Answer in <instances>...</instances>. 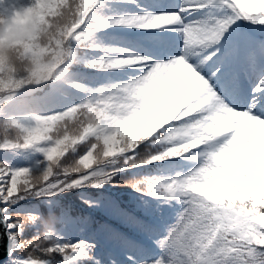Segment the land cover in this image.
I'll list each match as a JSON object with an SVG mask.
<instances>
[{
  "label": "trees",
  "instance_id": "obj_1",
  "mask_svg": "<svg viewBox=\"0 0 264 264\" xmlns=\"http://www.w3.org/2000/svg\"><path fill=\"white\" fill-rule=\"evenodd\" d=\"M34 4L38 22L31 27ZM94 12L91 0H9L0 8V167L11 177L3 209L19 230L10 233V252L32 254L35 264H100L105 258L136 264L156 255L152 240L168 230L176 210L160 184V167L170 162L177 168L175 157L188 151L189 164L197 156L191 149L172 154L167 139L175 129L190 128L164 117L151 126L142 104L113 86L119 71L104 49L93 47L96 40L72 39L70 30L82 31ZM19 19L24 33L11 28ZM235 23L264 37L262 25ZM67 72L84 75L78 80L84 89L51 120L36 115L15 126L9 108L49 92ZM243 238L239 256L264 264L259 245Z\"/></svg>",
  "mask_w": 264,
  "mask_h": 264
},
{
  "label": "rangeland",
  "instance_id": "obj_2",
  "mask_svg": "<svg viewBox=\"0 0 264 264\" xmlns=\"http://www.w3.org/2000/svg\"><path fill=\"white\" fill-rule=\"evenodd\" d=\"M5 1L0 0V8L4 5ZM147 1L148 0H91V2L95 4L94 14L88 19L82 32L73 28L70 30V33L72 34V39L77 42L88 43L89 41L96 40L95 48L102 47L105 51V59H109L119 71L117 72V77L112 82L113 86H115L127 100L142 104L143 109L141 113L145 115L148 123L153 126L165 117L172 99L176 96L174 93L171 95L168 91L167 93L161 94L163 98H156L153 95V89L151 86L161 79L162 73L166 72L168 74L165 79L171 81L170 87L176 92H179L182 89L195 91V86L191 85L187 88L184 83H181L184 79L181 71L182 69L179 67V73L177 74L179 75L178 78L177 75L174 74L175 68L169 66L167 68V65H159L158 67L153 68L143 80L139 78L148 64L155 63V58L145 52L136 53L133 52L132 49L127 48V44L132 43L135 39H139L140 37L135 34V27L127 24L118 25L115 24L114 21L133 16L146 15V12L142 10L147 9ZM178 1H182L183 3H178L177 6L187 4L188 10L194 8V10L190 11V14L183 16V22L186 25L215 22L217 19H225L226 16L231 15V11L226 8L223 0ZM163 2V0H157L155 3L156 7L164 8L165 4ZM217 4H219L218 8ZM206 6H209L210 9ZM205 8L207 9L202 12L200 16L193 19L192 15L200 13ZM161 13H163V11L160 13L153 12L151 14L157 15ZM166 13L170 14L169 12H164V14ZM37 22V7L34 4L31 9L29 24L33 27ZM136 28L142 27L137 26ZM107 31H112L113 33ZM167 31L170 33L172 32V29L168 27ZM176 32L177 35H179L177 37V42H182L183 38L180 35V31ZM241 33H245L251 37V41L248 43V48H246L245 45L239 47L236 42V38L239 37ZM96 34H99L100 37L94 39ZM208 35L207 31L203 29L200 31H193L191 34L190 50L194 51L189 54L188 57H195L200 61V64L198 65L200 71H203L211 65L212 69L209 76L212 77L213 73H216L215 76L217 80L213 83L215 86L224 88L226 92H229L232 87H237L240 90L245 89L240 98H237V96L234 98L237 100L245 99L251 92L252 84L257 83L260 77H264V39L258 38L247 28L240 27L238 24L233 23L223 34V38L218 45L210 46L208 48H200L201 42L205 41L208 38ZM230 39H233L234 41L230 42ZM258 47L262 50H257ZM216 48H219L217 55L210 61L201 63V61L205 60V57L209 56ZM181 52L184 55V46L181 48ZM179 53L175 54L174 59L181 57ZM162 54H165V52L159 53L161 59L159 62L165 61ZM139 57H142L144 61ZM233 57H235L234 61H232ZM217 58L221 60L213 65V59ZM225 60H228L226 64L224 63ZM217 69L220 71L217 72ZM232 74H234V80L231 79ZM241 74L242 76L240 77L239 75ZM82 77L85 76L77 73L63 74L59 77L57 86L47 94L40 96L34 101L22 105L19 108H9L11 115L14 117V125L16 126L17 123L22 122L27 123L33 120L36 115L45 116L51 120L56 110L68 105L70 99L75 96L78 89L77 82ZM213 84L210 85L213 86ZM109 123H111V121ZM173 133H175V135L167 141V145L172 149L173 155L191 149L194 153L197 151L198 156L195 160H192L191 164H187L185 157H187L188 151L185 154L186 156L175 157L177 168L170 163H164L160 167L162 172V178L160 181L162 189L171 192L173 202L176 205L173 219L168 228L169 231L173 228L178 229L181 223V218L185 214V209L189 207L180 196L179 193L181 191H186L191 187L198 185L202 180L208 183L213 181L220 183L234 180L246 181L249 178V173L258 177L259 173L256 169L261 166L259 155L261 148L258 147L257 151L252 154H249V152L246 151H234L233 153L225 155L223 159L215 164L214 170L207 166V156L205 155L207 146L214 143L212 133L197 131L191 128L186 131L176 129ZM217 135H219V133ZM238 135L241 137L240 144L242 145L249 138L261 137L264 136V133L254 127L249 128L248 125L245 124L242 126ZM196 141L200 142L199 147L196 146ZM201 144H203V146H201ZM7 175L8 171L0 167V198L2 202L4 200V190L7 183L5 177H7ZM192 207H195V203H193ZM3 211L5 212L4 209ZM249 211H251V209ZM16 223H9V226L11 225V228H9L10 233L15 230L19 231ZM257 227H259V225H257ZM238 230L241 232V238L250 235L246 228ZM251 235L252 237H255V234ZM29 241L31 243V240ZM29 241L25 242L26 245H30ZM238 249L237 247H229L223 250L220 255L225 261V264H247L239 256L241 251L239 252ZM156 254H159L157 249ZM100 264L118 263L114 260L105 258V260H101Z\"/></svg>",
  "mask_w": 264,
  "mask_h": 264
},
{
  "label": "clouds",
  "instance_id": "obj_3",
  "mask_svg": "<svg viewBox=\"0 0 264 264\" xmlns=\"http://www.w3.org/2000/svg\"><path fill=\"white\" fill-rule=\"evenodd\" d=\"M223 3L231 11L225 20L243 19L253 25L264 26V0H223ZM11 28L21 33L27 31L23 19ZM0 35H4V25H0ZM168 64L179 65L187 71L194 78L188 84H195V91L182 89L177 92L165 120L175 118L185 128L213 134L214 143L205 150L209 168L215 170V164L227 154L234 151L252 154L258 147L261 148V166L256 169L259 176L249 173L246 181L208 183L202 180L198 185L181 191L179 194L189 207L185 209L178 229H166L162 235L158 234L152 243L159 254L141 259L136 264H225L220 254L229 247L241 246L238 229L242 228H246L249 239L259 245L257 251L264 254V136L249 138L241 145L238 135L245 124L264 133V77L252 84L251 92L243 100L221 96L183 57L148 64L139 78L143 80L153 68ZM167 75L162 73L161 79L151 86L156 98H163L161 94L167 93L170 87L171 81L164 78ZM195 144L199 147L200 142ZM96 147L93 142L90 150ZM87 156L88 153H85L80 160H85ZM193 203L195 207H192ZM251 234L258 238L253 239ZM21 249L23 245L17 251ZM29 260L35 264L32 254L14 257L10 252L5 264H29Z\"/></svg>",
  "mask_w": 264,
  "mask_h": 264
},
{
  "label": "bare ground",
  "instance_id": "obj_4",
  "mask_svg": "<svg viewBox=\"0 0 264 264\" xmlns=\"http://www.w3.org/2000/svg\"><path fill=\"white\" fill-rule=\"evenodd\" d=\"M156 1L157 0H148L147 1L148 4L146 5L147 9H143L142 11H145L146 15L151 14L153 12L160 13L162 11H163V13H161V14H164V12H169V13L179 12L181 5L180 6H177V5H178V3H183L182 1L179 2L178 0H163L165 7L164 8L158 7L157 8L155 5ZM218 5L219 4H217V8H218ZM206 7L210 9L209 6H206ZM207 8H205L200 13H196V15H192L193 19H195L197 16H200L201 13L204 12ZM191 10H194V8H191L187 12L183 13V16L186 14H190ZM168 27L172 29V32L169 33L167 31ZM174 28H176L175 25H162L158 29L136 28L135 27L134 32L136 35H139L140 38L135 39L132 43H129L126 46H127V48L132 49L133 52H136V53L145 52L148 55H151L152 57L155 58V63L161 61V59L159 57L160 52H162V53L165 52V54H162L165 61H169V60L174 59L175 54L180 52L179 54L181 55V57H184L185 61L187 63H189L194 68V70L197 71V73L199 75H201L204 79L208 80V82L210 84H213L217 80V78H216V76H212V77L209 76V73L212 69L211 65H209L207 68H205L203 70L205 72H203V71L199 70L200 67L198 65L200 64V61H198L195 57L184 56L183 53L181 52V48L184 46L183 39H182V42H177V37L179 35H177V32L175 30H173ZM111 33H113V32L111 31ZM180 35L183 38L181 31H180ZM130 36H133V35H130ZM229 41L233 42L234 40L230 39ZM249 41H251V37H249L245 33H241L240 36L236 38V42H237L239 47L245 45L246 48H248L249 47L248 46ZM257 50L261 51L262 49L260 47H258ZM197 51H200V50H197ZM220 60L221 59H219V58L213 59V65L218 63ZM234 60H235V57L232 58V61H234ZM227 61L228 60H225L224 63L226 64ZM168 66L174 67L173 64H168L167 68H168ZM174 68H175L174 74L177 75L179 73L178 72L179 65H176ZM181 71H182L183 77H184V79L181 81V83H184L185 86L188 88L189 87L188 81L193 80L194 78L192 76H188L190 74L187 71H185L184 69H182ZM239 76L241 77L242 74ZM177 77L179 78V75H177ZM231 79L234 80V74H232ZM192 85L195 86V84H192ZM212 87L221 96L231 97V98H235L236 96H237V98H240L241 94L245 90V89L240 90L237 87H232L229 92H226L224 90V88L219 87V86H215V84H213ZM168 93H171V95H173V93H174V95L177 94V92L171 87H169Z\"/></svg>",
  "mask_w": 264,
  "mask_h": 264
},
{
  "label": "snow or ice",
  "instance_id": "obj_5",
  "mask_svg": "<svg viewBox=\"0 0 264 264\" xmlns=\"http://www.w3.org/2000/svg\"><path fill=\"white\" fill-rule=\"evenodd\" d=\"M187 11H188L187 4H183L179 12H173L170 14L166 13V14H158V15L148 14L143 16H133L130 18L116 20L114 21V23L118 25L127 24L132 27L138 26V27L150 28V29H158L162 25H175L176 28H174L173 30L182 32L183 44H184V56H188L194 51V50H190L191 34L193 33V31H200L202 29L207 31V33L209 34L208 38L205 41L201 42L200 48H208L210 46L218 45L223 38V34L228 30L230 25L235 23L236 20H238V19H234V20L217 19L215 20V22L186 25L183 22V13ZM218 51L219 48H216L214 51H212V53L209 56L205 57V60L201 61V63L210 61L213 57L217 55ZM219 71L220 70L217 69V72ZM215 75L216 73H213V76ZM4 167L8 168L7 165L5 164ZM10 178H11L10 176L5 177V181H7ZM133 187H135V185ZM61 251H63V249H61Z\"/></svg>",
  "mask_w": 264,
  "mask_h": 264
},
{
  "label": "water",
  "instance_id": "obj_6",
  "mask_svg": "<svg viewBox=\"0 0 264 264\" xmlns=\"http://www.w3.org/2000/svg\"><path fill=\"white\" fill-rule=\"evenodd\" d=\"M0 198V264L5 262L11 250L10 229L7 228L6 213Z\"/></svg>",
  "mask_w": 264,
  "mask_h": 264
}]
</instances>
